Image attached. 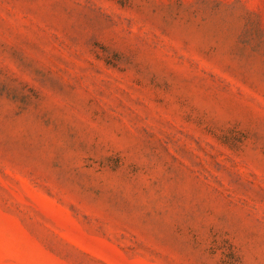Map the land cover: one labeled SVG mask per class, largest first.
<instances>
[{
	"label": "rangeland",
	"instance_id": "obj_1",
	"mask_svg": "<svg viewBox=\"0 0 264 264\" xmlns=\"http://www.w3.org/2000/svg\"><path fill=\"white\" fill-rule=\"evenodd\" d=\"M0 264H264V0H0Z\"/></svg>",
	"mask_w": 264,
	"mask_h": 264
}]
</instances>
